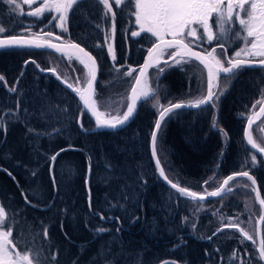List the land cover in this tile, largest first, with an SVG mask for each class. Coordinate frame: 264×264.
<instances>
[{"label":"trees","instance_id":"16d2710c","mask_svg":"<svg viewBox=\"0 0 264 264\" xmlns=\"http://www.w3.org/2000/svg\"><path fill=\"white\" fill-rule=\"evenodd\" d=\"M12 7L0 0V26L9 29L6 34H19L29 24L33 33L41 31L48 15L34 18L25 13L21 16L18 10L15 14L11 13ZM113 7L117 11L114 37H111V14L105 22L101 20L102 5L97 7L96 0H82L79 7L70 11L65 38L80 43L97 58L99 76L95 99L99 110L111 108V113L115 115L118 114L117 109L120 113L126 110L135 75L155 39L148 38L150 34L131 37L134 16L130 20L128 15L115 9L114 4ZM134 10L133 4L131 11ZM211 20L215 31V18ZM97 24L101 27L97 28ZM229 27L240 30L238 22ZM104 29L108 30L109 42L115 49L116 67L107 52ZM98 43L104 46L97 47ZM216 43H203L195 48L210 50ZM241 47V40H229L226 44L227 56L234 57ZM220 51L218 49V53ZM30 57L42 68L57 66L58 73L71 80L74 74L79 76L82 71L78 62L68 61L55 52L32 49L0 51V75L5 76V81L0 82V115L15 108L17 95L21 110L37 111L40 102H43L42 111L45 113L44 122L32 117L30 125L9 123L6 136L0 130V168L7 169L15 177L13 180L7 172L0 171V205L5 206L6 211L19 221L15 234L23 229L27 238L31 239L29 231L37 233L36 244L43 242L46 255L58 253L60 264H72L77 257L79 264H93L94 261L95 264H117V260L119 264H164L165 261L169 264L171 261L177 264H241L243 261L246 264L249 260L251 264H262L254 244L247 240L241 243L242 237L236 229L223 228L215 236L212 235L227 224L229 218L236 220L238 217L236 222L244 220L241 216L246 210L243 200L249 193L253 196L251 189L248 194H242L243 188L238 181L234 188L240 191L241 200L239 197H213L192 201L179 197L169 201V196L178 197V193L167 186L155 170L150 139L158 113L152 105L156 98L167 106L169 101H188L204 95L206 75L197 62L192 60L177 66L169 61L171 67L166 68L158 79V69L151 68L149 78L156 92L140 103L135 117L120 129H97L85 134L74 122L79 116L77 109L82 108L79 97L55 75L41 72L35 65L29 64L19 82L17 94L8 92V87L15 84L20 76L24 60ZM241 58L247 57L242 55ZM51 62L56 66H52ZM69 64L77 71H70ZM129 68L136 71L131 76H125ZM230 81L221 75L218 83L228 84L229 87L220 96L216 109H181L178 116L168 119L159 134L158 158L170 179L192 191L204 193L205 188L213 191L227 176L245 170L253 176L264 194V157L250 150L243 137L247 117L259 108L257 106L253 110L252 105L261 98V90H264V67H244ZM64 108L69 111L66 120L63 115H56ZM214 119L217 121L215 129L212 127ZM46 122L51 123L48 132L53 127L63 128L64 131L38 139L27 132L28 126L45 130ZM83 122L86 128H95L86 113ZM259 124L260 120L253 126L252 133L256 134ZM259 126H264V118ZM220 127L228 133L226 137L219 133ZM61 148L67 150L57 157L52 173L48 158ZM253 155L256 156L255 164L251 161ZM246 160L247 165L244 163ZM89 163L91 174L86 189ZM106 165L111 167L106 168ZM33 171L37 173L35 177ZM53 174L58 194L52 185ZM122 176L135 189L130 191L129 201L120 199V185L125 181L118 178ZM141 176L146 184L138 179ZM105 177L110 179L106 181ZM209 177H213L212 180L204 185ZM234 182L230 183L235 185ZM89 188L94 210L103 212L105 216L120 217L119 223L114 220L102 222L99 214L89 212ZM22 191L35 207L25 203ZM108 201H119L122 206L109 208ZM53 202L54 206L49 210L48 205ZM101 226L110 231L96 237L94 232ZM45 227L49 231L47 241L43 236ZM49 244L51 247H48ZM234 251L236 257L233 260L230 258ZM205 252L211 255H205Z\"/></svg>","mask_w":264,"mask_h":264},{"label":"snow or ice","instance_id":"6c2138e0","mask_svg":"<svg viewBox=\"0 0 264 264\" xmlns=\"http://www.w3.org/2000/svg\"><path fill=\"white\" fill-rule=\"evenodd\" d=\"M4 3L13 6L11 13L15 14L19 10V15L23 16L22 5L17 0H3ZM39 2V6L33 8L26 13L27 16L40 18L45 13L55 12L57 15L53 16L49 20V24L55 25L61 32H67V22L69 19V12L74 11L80 6L82 0H23L26 5H33ZM134 4V12L131 8ZM97 7L103 6V15L101 20L107 21L109 14L112 17V29L111 37H114L116 27L115 20L117 11L114 10L113 3L110 0H96ZM115 9L128 15V18L134 16L135 25L138 30L131 31V37H140L142 34H150L148 38H155L150 48L147 49L148 55L144 59L143 65L138 69V74L135 75L134 83L131 85L130 94L127 97L128 103L126 110L122 113L117 109V113L113 115L111 111L105 112L98 108L97 101L94 98L96 95L95 84L97 82L98 74V60L91 52L87 51L85 47H82L80 43L68 41L64 42L63 37L54 33L42 29L39 33H33L31 31V24L24 27L19 34L10 35L6 34L9 29L0 26V51L2 50H15V49H47L57 53L60 57L68 61H76L83 66L85 70V81L81 82L79 76L75 78V84L69 82L66 77H62L57 70V67L42 68L41 65L31 57L23 62V69L21 74L16 79V83L8 87V92L16 95L18 92V85L23 78L25 70L29 64L35 65L36 69L41 72H49L56 76L57 80L65 84L68 89H71L76 96L79 97V101L83 107L78 108L79 116L75 118V123L78 125L79 130L85 134L94 132L97 129H117L124 127L130 120H132L137 114L140 101H147L152 96L156 89L150 87V78L148 70L150 68H157V79L162 75L166 68L171 67L169 60L174 65H181L183 63H190L192 60H196L206 70L207 73V90L205 95H201L193 100L171 102L167 106L160 103L159 98H156L155 103L152 105L156 109L158 116L154 122V126L151 131V144H152V158L155 161V170L159 176L170 186L171 189L178 193V197L169 196L168 200L179 197L191 199L192 201H204L207 197H222L227 193H232L234 188L230 182L239 178H247V181L251 182V191L256 193L255 199L261 206L259 220L257 225L264 222V199L260 197V193L257 190L256 180L249 174V171L241 170L234 172L227 176L219 187L213 191H207L204 189V193H199L190 190L188 187L180 186L178 182H174L166 174L165 168L162 167L161 160L158 158L157 142L160 132L164 129V125L168 119L173 116L179 115V110L183 108H194L199 110H205L209 107L212 109L217 108V103L229 87L225 84L223 88L219 87V79L223 74L226 78L234 77L238 70L244 67L254 66L253 58L259 57L255 64L260 67H264V0H114ZM215 18V31L213 30V24L210 23L211 18ZM238 22L240 30L229 27ZM97 28L101 25L97 24ZM200 29L203 31L201 32ZM105 32V44H107V52L114 62L113 66L116 67V54L114 46L110 40V34L107 29ZM127 38V37H126ZM191 38V39H189ZM236 39L244 42L245 47L235 52L234 57L227 56L226 44L229 40ZM55 41V42H54ZM213 41H217L216 45L211 48V51H194V47H201L203 43L212 44ZM97 47H103V44H97ZM218 49L221 51L218 53ZM167 54V59L162 58ZM247 57V59H241V56ZM163 64V66H161ZM227 65V66H226ZM69 69L72 72L77 70L69 64ZM116 71L119 72L120 68L117 67ZM135 69L129 68L124 73L125 76L133 75ZM5 81V76L0 75V82ZM231 82V81H230ZM6 86V84H5ZM259 106V111H253V114L247 117V126L244 128L243 137L247 141V144L252 149H256L259 153L264 154V136L259 138L258 143L253 137L252 129L253 125L261 117H264V90H261V98L258 99L253 105L252 109L255 110ZM44 108L43 102H40V109L34 112H29L27 108L21 110L20 97L17 95V102L14 109L4 111L0 115V130L7 135V125L13 122H23L25 125H30V118L35 117L37 120H42L45 117V113L42 111ZM85 112L90 113L91 117L95 118V128H86L83 122ZM69 114L68 108L58 110L56 112L57 117L63 115L65 120ZM50 117L48 120L50 121ZM51 127L50 122L45 123V130L41 131L33 126L27 127V132L33 135L34 139L42 138L44 136H52L61 134L63 128H52L51 132L47 131V128ZM212 127L217 128V121L214 119ZM222 137H226L228 133L222 127L218 128ZM264 133V128L261 129ZM69 147H72L71 145ZM67 149L61 148L55 152L48 159L51 161L50 172L54 173V166L57 157L61 152ZM223 153H221L222 155ZM89 160L91 158L89 157ZM253 164L256 162V156L251 157ZM245 165L248 161L246 160ZM110 165H106V168H110ZM219 167V165H217ZM0 171L7 172V174L15 180L12 173L7 169L0 168ZM170 171V169H169ZM91 174V163H89V177ZM33 177L37 175L35 171L32 173ZM215 175V173H214ZM213 177H209L204 181V185H207ZM106 181L109 177L104 178ZM125 181L120 185V199L123 201H129L131 199L130 191L133 189V185L127 182L126 177H119ZM139 180L146 184L147 181L143 180V177H139ZM18 184V182H17ZM89 184V179H85V185ZM52 185L56 189L57 194L59 188L55 180V175L52 176ZM244 188H248V184L239 185ZM21 195L24 196L26 204L35 207L32 201L28 199L27 194L23 191ZM115 199V197H113ZM54 206L49 204L48 208ZM109 208H118L122 205L117 201L112 203L108 201ZM88 208L89 212L93 215L99 214L100 220L120 222L118 216H105L103 212L97 213L92 204L91 189L88 192ZM66 214L67 210H63ZM187 219V217H185ZM238 220V217L236 218ZM236 220L229 218L227 224H224L222 228H218L212 235L215 236L218 232H221L223 228L236 229L241 237L245 240L252 241L255 245V237L241 227V223H237ZM19 224L16 216L6 211L5 206L0 205V264H60L59 254L51 253L45 254V247L43 242L40 245L36 244L38 237L37 233L29 231L28 235L31 239H28L24 234V230L21 229L19 234L16 233V226ZM31 227V226H30ZM195 227V226H193ZM63 229V224H61ZM110 231L104 227H98L94 235L99 237L104 233ZM120 231L119 228L116 230ZM67 236V234L65 233ZM256 235H260V229L257 227ZM44 240H49L48 228H44L43 232ZM212 237H208L211 239ZM48 247H51L49 244ZM83 249L81 250V252ZM219 252V249H216ZM259 253V260L264 261V239H261L257 248ZM205 255H211L205 252ZM236 252L234 251L230 259H235ZM72 264H79V258L77 257L72 261ZM95 264V261L93 262ZM117 264L119 261L117 260ZM164 264H169L165 261ZM170 264H177L176 261H171ZM245 264V262H241ZM246 264H251L249 260Z\"/></svg>","mask_w":264,"mask_h":264},{"label":"rangeland","instance_id":"374dc122","mask_svg":"<svg viewBox=\"0 0 264 264\" xmlns=\"http://www.w3.org/2000/svg\"><path fill=\"white\" fill-rule=\"evenodd\" d=\"M17 2L18 3H20L21 5H22V9H23V12L24 13H27L28 11H31L33 8H35V7H38L39 6V2H37V3H34L33 5H31V6H29V5H26V4H24L23 3V0H17ZM110 2L111 3H113L114 4V0H110ZM18 12H19V10H18ZM212 19V18H211ZM210 19V23L212 24V20ZM133 30H138V28H137V26L135 25V18H134V23H133ZM214 30V29H213ZM200 31L202 32L203 30L202 29H200ZM154 38V37H153ZM155 39V38H154ZM189 39H191V38H189ZM245 47V44H244V42H242V47L241 48H244ZM194 49H197V48H195L194 47ZM198 50V49H197ZM200 51V50H199ZM208 51H211V49L210 50H208ZM163 59H167V54L162 58V60ZM255 59L256 60H259L260 58L259 57H255ZM171 61V60H170ZM52 64V66L54 65V66H56L55 64H54V62H51ZM82 66V65H81ZM227 66V65H226ZM57 67V66H56ZM150 71H149V76H150ZM77 77V75L76 74H74V78L71 80L69 77H67L66 76V78L69 80V82H72V83H74L75 84V78ZM79 78H80V80H81V82H82V84H83V82L85 81V70L83 69V66H82V71H81V73H79ZM224 85L225 84H219V87L220 88H223L224 87ZM150 87H152L153 88V85H152V83H151V80H150ZM206 94V90H205V92H204V95ZM112 111V109L111 108H108L107 110H105V112H108V111ZM101 111H103V110H101ZM252 115V114H251ZM263 118L264 117H262L261 119H260V124L262 123V121H263ZM259 124V125H260ZM259 125L257 126V129H255V132H256V134L255 133H253V137H254V139H256L257 140V142L259 143L260 142V140H259V138L261 137V136H264V133H262L261 132V130H260V128H259ZM150 154H151V152H150ZM236 182H234V184L235 185H233V184H231V186L234 188L236 185H237V183H238V181H239V184H248L249 185V187L248 188H244V187H242L243 189V191H242V194L244 193V192H247V194H248V191H249V189H251V185L249 184V181H247L245 178H237L236 180H235ZM257 183V182H256ZM258 185V184H257ZM259 188V187H258ZM248 189V190H247ZM259 191H260V189H259ZM240 192V191H239ZM239 192L238 191H236V189L234 188V191L232 192V193H227V194H225V195H223L222 197H224V199H228L229 197H234V198H238L239 197ZM254 193V192H253ZM260 194H261V197H262V199H264V194H262L261 193V191H260ZM239 199H240V197H239ZM241 200V199H240ZM243 201H245V203H244V207H245V209L246 210H244V212L243 213H241V216H242V219H244L243 221H237V223H240V222H242L241 223V227H243L245 230H247V231H249V233L250 234H252L254 237H255V249H256V252H257V254H258V257H259V253H258V251H257V246H258V241H257V235H256V223H257V220H258V218H259V216H260V209H259V205L257 204V202H256V199H255V195L253 194V196H251L250 195V193H249V195H247L246 196V198H244V200ZM204 208V207H203ZM200 210H201V208H199ZM260 238L261 239H264V222H262V225H261V227H260ZM240 241H241V243H244L246 240L245 239H243V238H241L240 239ZM248 241V240H247ZM246 241V242H247ZM249 242V241H248ZM251 243H253L252 241H250ZM261 263L263 264V262L261 261Z\"/></svg>","mask_w":264,"mask_h":264},{"label":"water","instance_id":"95a60500","mask_svg":"<svg viewBox=\"0 0 264 264\" xmlns=\"http://www.w3.org/2000/svg\"><path fill=\"white\" fill-rule=\"evenodd\" d=\"M55 42V41H54ZM32 50H43V51H49V52H54V51H52V50H47V49H32ZM87 50V49H86ZM193 50L194 51H199V50H197V49H194L193 48ZM88 51V50H87ZM148 55V52H146V54H145V56H144V59H145V57ZM144 59H143V62L141 63V65H143V63H144ZM170 61V60H169ZM195 62H197L198 64H199V62L198 61H196V60H194ZM255 61H258V60H253V63H254V66H252V67H260L258 64H255ZM140 65V66H141ZM200 65V64H199ZM202 68H203V66L202 65H200ZM151 69V68H150ZM149 69V70H150ZM149 70H148V72H149ZM203 70H204V72H205V75H206V80H207V73H206V70L203 68ZM137 74H138V72H137ZM223 75V74H222ZM99 76V66H98V74H97V77ZM60 81V80H59ZM97 81H98V78H97ZM133 83H134V81H133ZM132 83V84H133ZM96 84H97V82H96ZM96 84H95V89H96ZM65 85V84H64ZM66 86V85H65ZM131 89V88H130ZM71 90V89H70ZM206 90H207V85H206ZM72 91V90H71ZM129 94H130V91H129ZM95 98V97H94ZM142 101H140V102H138L139 103V105H140V103H141ZM80 104H81V106L83 107V105H82V103L80 102ZM183 109H194V108H183ZM256 111H259V108L256 110ZM88 116H89V118L92 120V122L94 123V125H95V118L94 117H91V115H90V113H87V112H85ZM262 118V117H261ZM260 118V119H261ZM259 119V120H260ZM259 120H257L256 122H255V124L259 121ZM131 121V120H130ZM129 121V122H130ZM128 122V123H129ZM127 123V124H128ZM126 124V125H127ZM254 124V125H255ZM125 125V126H126ZM253 125V126H254ZM247 126V122H246V124H245V127ZM244 127V128H245ZM117 129H120V128H117ZM117 129H103V130H117ZM244 141H245V144L248 146V148L250 149V150H252L254 153H256V154H258V155H260V156H263L264 157V154H261V153H259L256 149H252L251 148V146L250 145H248L247 144V141L244 139ZM150 152H151V157H152V144H151V139H150ZM152 160H153V158H152ZM153 162H154V164H155V161L153 160ZM157 175H158V177L163 181V179L159 176V174L157 173ZM87 178H89V170H88V172H87ZM239 178V177H238ZM166 185H167V183L165 182V181H163ZM167 186H169V185H167ZM170 187V186H169ZM256 188H257V190L259 191V188H258V185H257V183H256V186H255ZM86 189H87V186H86ZM259 193H260V191H259ZM254 195L256 196V193L254 192ZM260 197H261V194H260ZM210 198H213V197H207L206 199H210ZM262 198V197H261ZM257 202V204L259 205V202L258 201H256ZM259 208H260V211H261V206L259 205ZM258 220H259V218H258ZM257 220V221H258ZM261 225H262V222L259 224V225H257V223H256V229H257V227H259V229H260V227H261ZM257 243H258V246H259V244H260V241H261V238H260V235H257ZM258 246H257V248H258ZM263 262V264H264V261H262Z\"/></svg>","mask_w":264,"mask_h":264},{"label":"flooded vegetation","instance_id":"af4514ba","mask_svg":"<svg viewBox=\"0 0 264 264\" xmlns=\"http://www.w3.org/2000/svg\"><path fill=\"white\" fill-rule=\"evenodd\" d=\"M45 14L48 15V16H47V18H46L44 24L41 26V30H42V29H46V30H48V31H53V32L56 33V34L61 35V36L63 37V40H64V41H67L66 38H65V34H66V32H61L60 29H58V28L55 27L54 23H53V24H49V20H51V19L53 18V16H55V15H57V14H56L55 12H52V13H45ZM45 14H44V15H45ZM69 14H70V12H69ZM67 27H68V25H67ZM259 128H260V130H261L262 128H264V126H259Z\"/></svg>","mask_w":264,"mask_h":264}]
</instances>
